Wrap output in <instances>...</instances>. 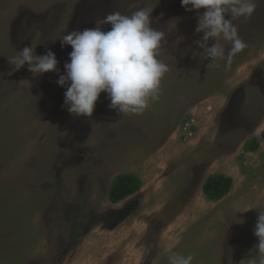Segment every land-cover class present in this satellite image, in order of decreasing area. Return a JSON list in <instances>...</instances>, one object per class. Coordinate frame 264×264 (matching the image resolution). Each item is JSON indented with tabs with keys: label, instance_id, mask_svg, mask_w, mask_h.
I'll list each match as a JSON object with an SVG mask.
<instances>
[{
	"label": "rangeland",
	"instance_id": "rangeland-1",
	"mask_svg": "<svg viewBox=\"0 0 264 264\" xmlns=\"http://www.w3.org/2000/svg\"><path fill=\"white\" fill-rule=\"evenodd\" d=\"M255 2L251 19L234 22L247 46L230 68H208L197 10L181 0H0V264H169L173 251L193 264H244L249 219L264 212V0ZM139 9L165 33L158 59L169 67L143 114H118L102 92L91 117L73 116L57 72L11 71L8 58L28 45L53 51L66 74L64 34L106 32L107 15ZM191 116L198 128L185 141ZM124 173L141 189L113 203ZM212 174L233 179L219 200L203 192Z\"/></svg>",
	"mask_w": 264,
	"mask_h": 264
},
{
	"label": "clouds",
	"instance_id": "clouds-1",
	"mask_svg": "<svg viewBox=\"0 0 264 264\" xmlns=\"http://www.w3.org/2000/svg\"><path fill=\"white\" fill-rule=\"evenodd\" d=\"M181 5L188 12L197 10L195 31L203 36L196 43L206 53L207 67L214 68L217 61H224L225 67L230 68L233 57L247 46L234 22L251 19L257 10L255 0H181ZM201 9L204 11L200 12ZM151 12L148 9H139L131 15L114 12L102 21L111 25L106 32L96 27L64 34L59 39L61 46L72 48L70 62L64 65L66 74L59 72L53 51L37 55L28 45L8 58L11 71H20L27 65L33 77L57 72L56 83L66 87L63 106L73 116L91 117L102 92L110 100L108 107L118 114H143L159 99L162 79L169 71L168 65L158 59L165 33L151 26ZM210 40L214 42L212 46ZM222 41L230 45L227 51ZM254 235L258 238L254 249L258 252V264H264V212L258 216ZM168 261L193 264L194 256L173 251ZM249 264H257L256 259H250Z\"/></svg>",
	"mask_w": 264,
	"mask_h": 264
},
{
	"label": "trees",
	"instance_id": "trees-1",
	"mask_svg": "<svg viewBox=\"0 0 264 264\" xmlns=\"http://www.w3.org/2000/svg\"><path fill=\"white\" fill-rule=\"evenodd\" d=\"M264 140V131L261 134ZM255 143L258 144L257 140ZM256 145L253 148L256 149ZM233 179L230 176L222 174L210 175L203 184V192L210 200H219L223 198L231 189ZM141 179L133 173L119 174L109 192V198L113 203H117L126 197H129L141 189ZM133 208V207H131ZM127 209L118 215L116 223L123 220L133 209Z\"/></svg>",
	"mask_w": 264,
	"mask_h": 264
},
{
	"label": "crops",
	"instance_id": "crops-1",
	"mask_svg": "<svg viewBox=\"0 0 264 264\" xmlns=\"http://www.w3.org/2000/svg\"><path fill=\"white\" fill-rule=\"evenodd\" d=\"M260 212H263V211H260V210L256 211V215L259 216ZM253 218H251L249 220L253 221L252 224L255 227L258 218L256 216H254ZM252 234L254 235V232ZM253 241L254 242L251 243V240H249V243H248L249 245L245 246V249H243L240 252V253H243L244 256H242L241 258L237 259L236 263H241L240 261H242V263H244V264H249V260L255 258L256 261H257V264H258V261H259V257L257 256L258 252L254 251L255 245L258 243V238L255 235H254ZM234 250H235V253L238 254L239 248L237 249L238 252L236 251L235 248H234ZM243 259H244V261H243Z\"/></svg>",
	"mask_w": 264,
	"mask_h": 264
},
{
	"label": "built area",
	"instance_id": "built-area-1",
	"mask_svg": "<svg viewBox=\"0 0 264 264\" xmlns=\"http://www.w3.org/2000/svg\"><path fill=\"white\" fill-rule=\"evenodd\" d=\"M198 128L197 125V119L196 116H191L188 119H186L181 125H180V132L183 140H189L191 139L195 134L196 130Z\"/></svg>",
	"mask_w": 264,
	"mask_h": 264
}]
</instances>
